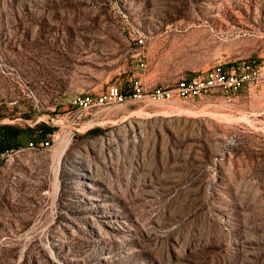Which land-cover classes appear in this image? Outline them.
<instances>
[{
  "label": "rangeland",
  "instance_id": "rangeland-1",
  "mask_svg": "<svg viewBox=\"0 0 264 264\" xmlns=\"http://www.w3.org/2000/svg\"><path fill=\"white\" fill-rule=\"evenodd\" d=\"M0 152V264H264V0H0Z\"/></svg>",
  "mask_w": 264,
  "mask_h": 264
},
{
  "label": "built area",
  "instance_id": "built-area-1",
  "mask_svg": "<svg viewBox=\"0 0 264 264\" xmlns=\"http://www.w3.org/2000/svg\"><path fill=\"white\" fill-rule=\"evenodd\" d=\"M136 92L139 93V88L136 87ZM134 96H137L134 94ZM110 101L116 102V103H122L124 101L123 96L119 93L117 89L111 88L108 92H106L103 95H100L97 97L94 101L90 97L85 96H78L74 100V105L79 109H86L93 105H103L105 103H108ZM2 157V153L0 154V159Z\"/></svg>",
  "mask_w": 264,
  "mask_h": 264
},
{
  "label": "trees",
  "instance_id": "trees-1",
  "mask_svg": "<svg viewBox=\"0 0 264 264\" xmlns=\"http://www.w3.org/2000/svg\"><path fill=\"white\" fill-rule=\"evenodd\" d=\"M1 130L4 133L5 137H9V136L18 137L20 134H22V131L20 129L14 128L12 126H3ZM1 153L2 152H0V154Z\"/></svg>",
  "mask_w": 264,
  "mask_h": 264
}]
</instances>
